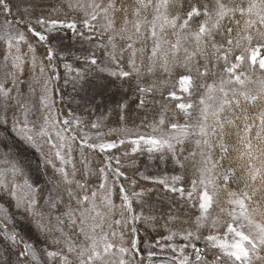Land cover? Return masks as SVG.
<instances>
[{"label": "snow or ice", "instance_id": "1", "mask_svg": "<svg viewBox=\"0 0 264 264\" xmlns=\"http://www.w3.org/2000/svg\"><path fill=\"white\" fill-rule=\"evenodd\" d=\"M21 5L24 16L15 24H22L37 43L49 45V62L55 53L49 33L70 29L74 36L95 40L96 48L103 50L112 67H100L94 51L84 59L122 85H134L137 108L159 104V118L150 127L155 133L167 121L169 132L140 135L130 141L127 137L104 141L103 133L85 131L78 117L71 121L57 118L50 96L41 98L47 109L43 122H30L32 109L22 99L19 85L25 65L30 64L33 70L37 67L36 47L24 30L16 27L13 31V21L7 19L13 7ZM67 6L79 17L59 20L34 16L37 9L46 7L43 2L19 0L14 5L13 0H0V14H5L0 33L5 46L0 51V125L5 131L10 125L15 134L11 143L9 138L0 140L4 150L0 152V196L14 201L17 209L9 213L0 206V264H38V251L45 253L50 264H74L73 257L76 264H142L135 225H149L156 217L136 212L133 200L144 203L151 189L129 192L120 183L121 178H129L114 153L105 155L95 171L88 166L85 153V149L109 153L125 142L135 145V153L141 150V141L149 159L160 153L164 160L168 154L181 168L185 161H191L198 174L185 193L178 186L180 176L169 182L167 177L153 180L140 173L141 179L163 185L168 192L179 193L181 199L198 201L194 229L180 233L169 230L164 238L171 241L180 235L189 242L179 248L170 246L179 257L168 258L165 264H264V0H69ZM21 45L27 46V59ZM65 68L72 71L70 65ZM39 70L45 71L43 61ZM75 71L83 79V73ZM173 75L178 76L181 95L175 90L165 95ZM170 101H179L171 116ZM116 107L124 119L128 101H119ZM13 109L20 115L12 111L10 121L8 113ZM181 114L183 123L178 119ZM101 125L102 118L91 128ZM186 142L194 148H187ZM74 146L83 170L73 163ZM33 172L37 179L30 180ZM41 175L45 177L43 189ZM91 175L101 178L98 187L89 184ZM129 183L134 187L137 182ZM117 186L119 205L112 199ZM216 209L219 212L213 215ZM16 216L39 234L38 240L42 236L46 244L57 247L38 249L26 240L18 230ZM174 219L177 217L169 216L170 222ZM126 227L132 233L127 246ZM204 227L209 231L201 237ZM201 238L204 248L194 242ZM185 248L192 252L186 254ZM154 255L149 253V260Z\"/></svg>", "mask_w": 264, "mask_h": 264}, {"label": "trees", "instance_id": "2", "mask_svg": "<svg viewBox=\"0 0 264 264\" xmlns=\"http://www.w3.org/2000/svg\"><path fill=\"white\" fill-rule=\"evenodd\" d=\"M34 2H43L46 5L43 10L37 9L34 16L43 14L49 19L59 20H71L73 17H79L78 13L74 12L67 6L69 0H34ZM13 3L14 5L19 3V0H13ZM22 16H24L23 5H21L19 9L13 7L12 13L7 16V19L13 21L14 27L16 26L21 30H24L29 43L35 45L38 51L43 54V64L45 68L44 73H41L39 67L35 70H28L27 64L25 65V73L22 78L23 83L20 85L19 90L20 92L29 95V97L31 96L30 101L33 100L35 94L39 93V90H36L37 88L41 86L43 91V87H46L51 94V102L53 103L54 112L57 118L61 120L67 118L71 121L78 117L83 121L85 131H88L93 135L103 133L104 135L101 136V139L104 141H118L125 137L130 141L138 139L140 135H144L145 137L150 135L159 136L169 132V122L167 121L165 125L155 133L150 127V125L159 118V104L156 106L149 105L146 109L137 108L136 96L133 94L132 90L134 85L132 87L127 83L122 85L119 79L109 76L107 72L100 71L96 65H91L84 59L94 51L97 57V64L100 67H112L103 50L96 48L95 40L88 41L79 36H74L70 29H58L54 33H49L51 47L55 49L54 59L49 62L46 59L47 48L49 45L43 42L37 43V38L28 33L22 24H15V21L20 20ZM4 22L5 14H0V33H2L5 27ZM33 26L37 31H44V29L38 25ZM61 46H64L65 48H61ZM4 47L3 42H0V51H2ZM148 47H151V41H148ZM21 48L23 52L26 51L25 45H21ZM1 60L2 58H0V61ZM0 64H2V62H0ZM66 64L71 66L72 71L65 68ZM53 65L55 67V72L53 71ZM75 70H80V72L83 73V79H79L76 76ZM57 76L59 77L58 79L56 78ZM177 80V75L171 77V83L164 90L165 95H167L169 90H175L177 95H181L179 86L176 83ZM157 99L163 101L162 97L158 96ZM193 99H196V97L194 96ZM122 100H127L129 104V108L123 114L124 119H120V116L117 114L119 109L116 107L117 102ZM178 102L179 101L169 102V116L172 115V109L175 108V104ZM14 110L15 109L11 111ZM101 118V127L98 129L91 128V124ZM178 119L180 123L184 122L182 114ZM125 128L129 130L127 133L120 131ZM2 139L0 137V140ZM186 146L189 149L194 148V145L190 142H186ZM133 147H135V145L130 142H125L123 145H119L109 153L98 154L96 152H89L87 149H85V153L89 162L88 166L93 171L102 166V160L105 155H111L114 153L120 157L122 165L121 171L128 175L129 179L124 180L121 178L120 183H123L129 192L151 189V191L144 197V203H137L133 200V208L136 212L143 211L145 215L151 214L156 217V219L149 225H145L142 222H138L135 225L137 228L136 235L139 239L138 246L143 258L142 264H144L143 251L140 244L157 242L160 239L162 240L169 235V230L180 233L185 229H194V221L199 215V207L198 201L195 199L192 201H187L186 197L185 199H181L179 193L168 192L164 189L163 185L153 183L152 180L141 179L140 173L153 178V180L167 177L169 182H171L173 176H180L181 179L178 182V186L183 187L185 193L191 190L192 181L198 179V174L196 172V166L191 161H185V167L181 168L174 163L171 156L168 154H164V160L160 159V153L152 154L154 159H149V153H147V151L141 149L133 153ZM124 153H128V155L125 156ZM187 154V151H185L184 155ZM72 156L73 163L76 164L78 169L83 170L80 154L75 146ZM35 179H37L36 174L33 176L32 180ZM39 180L40 187L43 189L45 177L41 175L39 176ZM131 180H136L137 182L134 187L129 183ZM88 181L89 184L95 188L101 183V178L98 175H91L88 177ZM109 182H112L111 173H109ZM113 202L116 205H119L121 202L118 186L115 187L113 192ZM4 206L9 213H15L10 204L6 203ZM44 210L46 211V209ZM218 212V209L214 210L213 215L218 214ZM169 216L177 217V219L170 222ZM115 218H119L118 212ZM15 219L17 221L18 230L21 231V234L24 235L26 240H30L35 244L38 249L51 247V250H53L57 247L46 244L45 238L42 236L39 237L38 240L37 237L39 234L34 229H30L22 217L16 216ZM114 227L119 231V226L114 225ZM123 231L126 241L125 246H127L132 239V233H130L128 227L124 228ZM208 231L209 229L207 227L200 229L201 237L207 235ZM33 233L35 237L30 238ZM176 237L181 236L177 235L174 238ZM202 241V238L196 241L197 246L200 248H204L205 246ZM37 256L38 264H50L48 257L43 251H38ZM72 259L74 264H76L75 257ZM34 264H37V262H34ZM51 264H55V262H51ZM147 264H155V261L152 260Z\"/></svg>", "mask_w": 264, "mask_h": 264}, {"label": "rangeland", "instance_id": "3", "mask_svg": "<svg viewBox=\"0 0 264 264\" xmlns=\"http://www.w3.org/2000/svg\"><path fill=\"white\" fill-rule=\"evenodd\" d=\"M15 28H16V26L15 27L13 26V31L15 30ZM3 31H4V29H3ZM25 48H26L25 52H23L22 48H21V50H22V53L26 54V59H27V46L26 45H25ZM61 48H65V47L61 46ZM61 48H59V49H61ZM36 56L38 58L37 67L36 68H38L40 61H43V54L40 53V51H38L37 48H36ZM0 62H2V60ZM27 66H28V68H27L28 70H33L31 68L30 64H27ZM0 71H2V70H0ZM20 85H19V87H20ZM45 89H47V88L43 87V91H42L41 86L39 88H37L36 90H39L38 91L39 93L35 94L33 100H31V101H30L31 96L29 97V95H26V94L21 92L23 94L22 99L25 100L29 104L31 109H32L31 112L29 113V121L30 122H36L37 124L43 122L44 115H45V112L47 111V109H45L42 106L41 98L45 97V96H50V101H52L51 100V94L48 91L46 92ZM51 110H52V113L56 116V114L54 112V108H53V103L52 102H51ZM14 111H16V115H18V116L20 115L18 110H14ZM8 115H9V113H8ZM11 117H12V113L10 114V117H9L10 121L12 119ZM0 137H1V139L2 138H4V139L5 138H9L8 139V143H11L12 139L15 138V134L10 131V127H8V130L5 131L4 130V126L0 125ZM145 147L146 146L141 141V149H144ZM0 150L4 151L3 149H0ZM2 151H0V152H2ZM29 155H31V153H29ZM33 176H35V172L30 174L29 179L32 180ZM20 182L22 183V178H20ZM112 199H113V196H112ZM6 203L10 204L13 207V210L15 212L17 211V209L15 208V202L14 201L10 200V198H8L7 196H0V206H3V208H4L5 207L4 205H6ZM34 237L35 236H34V233H33L30 238H34ZM177 238L178 239L177 240L175 239L176 241L173 242V244H174V246L179 248L180 246L184 245V243H182V244L179 243V241L180 240L182 241V239H180L179 237H177ZM162 240L164 241V243H163ZM162 240L160 239L157 242L140 244V246H142V251L144 252V256L145 257L149 258V253H155L156 254L154 256L158 257V259L155 261L157 264H165V261L168 258L179 257V253L172 251V247H170V246H172V241L173 240L169 241V240H166L164 238ZM194 242L197 245V242L196 241H194ZM49 250H51V247L49 248ZM191 252L192 251H188V253H191ZM154 256H152V257H154ZM162 257H164V259ZM112 259H115V258H112Z\"/></svg>", "mask_w": 264, "mask_h": 264}]
</instances>
